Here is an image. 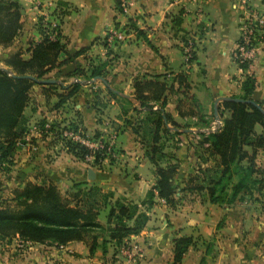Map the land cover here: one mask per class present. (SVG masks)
I'll use <instances>...</instances> for the list:
<instances>
[{
    "label": "crops",
    "instance_id": "crops-1",
    "mask_svg": "<svg viewBox=\"0 0 264 264\" xmlns=\"http://www.w3.org/2000/svg\"><path fill=\"white\" fill-rule=\"evenodd\" d=\"M120 1L18 0L22 27L9 47H0V65L4 66V59L15 52H21L22 59L27 60L32 46L41 41L44 28L47 34L53 28L60 32L64 51L58 61L73 58L43 77L57 83L31 88L29 102L33 104L28 103L23 111L27 127L51 117L78 123L88 132L112 130L117 134L119 156L92 168L95 176L89 180V168L60 143L35 139L31 149L26 145L15 150L10 172L2 177L0 201L8 202L13 190L32 183L54 185L66 197L74 185L82 189L98 187L112 193L114 199L126 198L140 205L155 185V169L125 121L146 116L134 98L133 83L160 76L159 81L166 86L164 113L191 130H180L179 155L177 161H170L178 166L174 178L176 205L170 207L155 196L153 206L142 209L149 220L139 235L126 241L140 252L135 263L119 254L112 242L103 249V240H108L105 233L97 238L93 253L85 242L60 247L34 244L29 251H20L14 239L0 241V264H172L174 240L182 237L192 238L193 245L180 264H264V190L260 194L253 191V199L241 192L232 203H210L205 184L188 181L199 167H216L213 161H197L195 146L201 139L198 134L215 120L213 106L217 99H239L242 83L250 77L254 81L251 101L264 110V43L252 65L241 70L233 59L239 38L238 0H127L131 6L126 12L120 9ZM252 5L264 12V0H252ZM118 28L126 31V41L109 45L108 33ZM186 41L193 48L188 63L183 56ZM96 65L104 66L103 79L111 90L99 81L69 76L79 68L88 77V69ZM74 83L81 85L78 93L57 106L59 95L64 94L61 87ZM222 103H218L220 120L230 115ZM150 104L153 109L159 105ZM200 118L208 122V127ZM255 132L264 135V128L255 126ZM255 163L262 172L258 177L264 178V148L257 152ZM160 164L165 166L167 162ZM196 186L203 189L196 190ZM225 191L229 197L231 191ZM109 210L106 206L97 215L104 227Z\"/></svg>",
    "mask_w": 264,
    "mask_h": 264
},
{
    "label": "trees",
    "instance_id": "trees-1",
    "mask_svg": "<svg viewBox=\"0 0 264 264\" xmlns=\"http://www.w3.org/2000/svg\"><path fill=\"white\" fill-rule=\"evenodd\" d=\"M20 20L21 6L18 0H0V47H9L14 42L22 27ZM46 32L48 30L44 28L41 41L32 46L27 60L22 59L21 52H15L4 59V68L0 67V188L2 177L9 174L13 165L17 144L26 134L27 123L23 111L29 103V92L36 85L33 81L13 78L11 75H29L41 80L54 68L73 60L67 58L58 61L59 54L64 51V45L60 43V32L53 28L50 34L52 38ZM103 69V65L92 66L86 77L83 70L76 68L69 76H84L87 81L95 77L104 78ZM160 78L154 76L133 83L134 98L146 116L142 120L125 121L131 126L132 134L139 138L146 158L155 169L156 182L147 192L145 200L138 205L126 198L114 199L112 193L102 192L98 187L82 189L80 185H74L73 192L66 197L54 185L26 183L22 188L13 190V197L8 202L0 201V241L10 242L18 236L33 244L56 247L70 242H85L88 243L89 252L93 253L97 248V238L107 233L108 240H103L101 244L103 249L110 242L119 248L144 229L149 218L142 209H150L155 196L170 207L176 205L174 178L178 166L170 161H177V158L173 154L171 160L164 161V150L166 144L171 143L176 150L180 142L177 138L182 135L180 130H186L188 126L176 124L164 113L163 93L166 86L159 81ZM61 88L64 94L59 95L57 106L76 95L81 85L74 83ZM241 88L243 95L239 99L251 101L253 79L246 77ZM108 93L115 97L112 92ZM151 101L159 104L156 109H153ZM222 107L230 115L221 120L222 126L215 132L207 135L199 133L201 139L195 146L196 160L201 164L213 161L216 167H199L196 174L188 179L189 183L205 184L210 203H232L241 192L252 196L253 191L260 194L264 190V178L258 177L262 172L255 163L257 152L264 148V135L255 132V126L264 128L263 114L247 103L224 102ZM217 114L219 116V108ZM199 120L208 127V122L203 118ZM42 123L43 120L40 121ZM60 125L56 121L51 124L49 132L54 138L51 142L58 140ZM68 125L72 128L80 126L78 123ZM168 126L176 131H171ZM64 146L67 153L82 162L85 153L82 149L69 143ZM162 162L167 164L161 166ZM234 178L236 182H233ZM201 189L196 186V190ZM228 189L231 191L229 197L225 191ZM106 206L110 210L107 226L104 227L99 224L97 215ZM192 245L190 237L175 239L172 264H180L183 255Z\"/></svg>",
    "mask_w": 264,
    "mask_h": 264
},
{
    "label": "built area",
    "instance_id": "built-area-1",
    "mask_svg": "<svg viewBox=\"0 0 264 264\" xmlns=\"http://www.w3.org/2000/svg\"><path fill=\"white\" fill-rule=\"evenodd\" d=\"M120 6L121 10L126 12L131 6V2L121 0ZM238 6L241 9L238 18L239 38L233 49V59L242 70L243 67L247 69L252 65L258 51L264 43V12L254 7L252 5V0H238ZM50 37L52 38L51 35ZM126 39V31L123 28H118L108 33L106 42L109 45H113L118 42H124ZM183 56L186 63L192 58L193 48L190 42L184 45ZM55 121L58 122L54 118L49 117L43 119L42 124L39 122L27 127L26 134L23 139L18 142L17 147H24L27 145L31 149L33 146L32 141L35 139L38 141L50 139L49 141H52L54 138L49 131L51 129V124ZM221 126L222 121L220 119L214 120L212 125L203 133L207 135L211 132H215ZM60 128L59 138L58 140L56 139L57 142H61L62 144L69 143L72 146H77L82 149L85 152L82 162L88 168H96L117 159V134L114 131L108 132L106 130H100L88 132L81 126L72 128L68 123L60 126ZM63 148L67 151L64 145ZM14 241L15 248L20 251H29L34 245L18 236L14 238ZM118 253L124 255L129 263H135L137 260L136 256L140 255V252L135 247L127 243L119 247Z\"/></svg>",
    "mask_w": 264,
    "mask_h": 264
},
{
    "label": "water",
    "instance_id": "water-1",
    "mask_svg": "<svg viewBox=\"0 0 264 264\" xmlns=\"http://www.w3.org/2000/svg\"><path fill=\"white\" fill-rule=\"evenodd\" d=\"M4 72H7V70L5 69H2ZM13 78H18V79H26V80H30V81H33L35 82L37 85H41V86H45V85H50V84H55L57 83L56 81L54 80H51V79H41V80H37L35 79L34 77L32 76H29V75H26V76H14V75H11ZM95 81H99L101 83H103L108 89L111 90L110 86L108 85L107 81H105L103 78L101 77H95L92 79V83L95 82ZM222 102H235V103H247V104H251L253 105L254 107H256L264 116V110L258 106L257 104H255L254 102L252 101H243L241 99H237V98H227V97H223V98H219L215 101L214 103V106H213V117L215 120L219 119V116L217 114V110H218V103H222ZM191 132V130H184L183 133H189ZM87 174H88V179L89 180H93L94 179V172L92 171V169H88L87 171Z\"/></svg>",
    "mask_w": 264,
    "mask_h": 264
},
{
    "label": "rangeland",
    "instance_id": "rangeland-1",
    "mask_svg": "<svg viewBox=\"0 0 264 264\" xmlns=\"http://www.w3.org/2000/svg\"><path fill=\"white\" fill-rule=\"evenodd\" d=\"M0 67L1 68H4V66H1L0 65ZM31 102V104H33V102L32 101H30ZM29 102V103H30ZM41 120H36V122H33V123H31L30 125H28V127L29 126H32V125H34V124H36V123H39ZM59 123H61V125L60 126H63V125H65V124H67V122H63V121H58ZM106 131H108V132H110V131H112V130H108V129H106ZM50 139H48V140H46V139H44V141L43 140H41V141H43V142H45V143H48V144H52V143H55V144H59L60 143V145H61V147H62V149H63V145L64 144H62L61 142H57V141H55V142H51V141H49ZM170 143V142H169ZM179 147H177V149L175 150L174 148H173V143H171V144H166V149L164 150L165 151V153H166V159H164V161H169V160H171V155H173V154H175V156L177 157L178 155H179V149H178ZM118 156H119V151H118ZM196 156V155H195ZM118 158V157H117ZM115 160H117V159H114V161ZM252 199H253V196L251 197Z\"/></svg>",
    "mask_w": 264,
    "mask_h": 264
}]
</instances>
